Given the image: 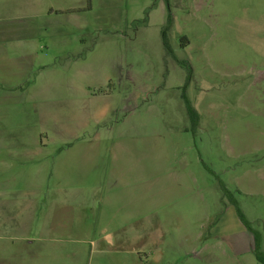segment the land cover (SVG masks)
<instances>
[{"label":"rangeland","instance_id":"1","mask_svg":"<svg viewBox=\"0 0 264 264\" xmlns=\"http://www.w3.org/2000/svg\"><path fill=\"white\" fill-rule=\"evenodd\" d=\"M40 1L0 0V153L84 189L69 245L260 264L237 211L264 251V0H169V26L166 0Z\"/></svg>","mask_w":264,"mask_h":264},{"label":"crops","instance_id":"2","mask_svg":"<svg viewBox=\"0 0 264 264\" xmlns=\"http://www.w3.org/2000/svg\"><path fill=\"white\" fill-rule=\"evenodd\" d=\"M34 3L39 14L47 12L40 0ZM166 9L168 20L171 10L167 2ZM2 143V148L9 149L7 141ZM10 161L9 154L0 153L3 165L0 170V264H56V261L68 264L67 260L71 264H90L94 251L121 249L112 233H106L98 242H90L86 248L71 247L68 241L73 235L74 218L88 205L87 197L82 194L84 189L74 190L67 172L60 173L47 166L19 168ZM58 177H62L60 183L56 182ZM74 191L80 194L74 195ZM238 227L249 241L253 238L254 253L253 234L242 223Z\"/></svg>","mask_w":264,"mask_h":264},{"label":"trees","instance_id":"3","mask_svg":"<svg viewBox=\"0 0 264 264\" xmlns=\"http://www.w3.org/2000/svg\"><path fill=\"white\" fill-rule=\"evenodd\" d=\"M89 1V0H88ZM166 2L168 3L169 0H166ZM169 4V3H168ZM171 21H172V17H171V14L169 13L168 15V26L171 25ZM163 42H164V47L168 53V55H171L172 54V49L170 47V43H169V39L166 35V33H164L163 35ZM189 115L191 117V119L193 121H198V114L194 111V109L189 106ZM221 188L224 192V195L225 196H228V190L227 188L224 186V184H221ZM238 212V216L239 218L241 219V222L243 223V225L253 234L254 236V254H255V257H256V260L260 263V264H264V251H262L261 249V234L257 231H255L251 226L250 224L244 219L242 213L240 211H237Z\"/></svg>","mask_w":264,"mask_h":264}]
</instances>
